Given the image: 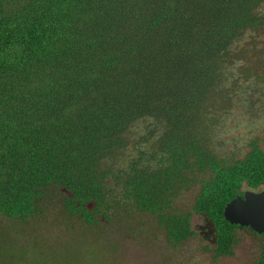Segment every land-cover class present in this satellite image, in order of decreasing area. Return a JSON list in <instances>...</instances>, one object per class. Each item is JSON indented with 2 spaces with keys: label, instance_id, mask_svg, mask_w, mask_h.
Returning <instances> with one entry per match:
<instances>
[{
  "label": "trees",
  "instance_id": "1",
  "mask_svg": "<svg viewBox=\"0 0 264 264\" xmlns=\"http://www.w3.org/2000/svg\"><path fill=\"white\" fill-rule=\"evenodd\" d=\"M261 1L0 0V218L41 213L53 186L85 224L123 202L153 216L168 246L201 235L215 258L231 256L244 227L222 209L262 190L264 151L251 142L241 158L222 159L204 116L228 47L262 23ZM153 121L162 131L150 153L117 168L133 126ZM147 127L142 142L153 137ZM191 184L189 209L174 208ZM256 235L252 264H264Z\"/></svg>",
  "mask_w": 264,
  "mask_h": 264
},
{
  "label": "rangeland",
  "instance_id": "2",
  "mask_svg": "<svg viewBox=\"0 0 264 264\" xmlns=\"http://www.w3.org/2000/svg\"><path fill=\"white\" fill-rule=\"evenodd\" d=\"M254 13L262 23L228 47L204 116L209 146L226 160L241 158L251 142L264 151V0ZM146 127L147 122L133 126L129 145L114 159L117 168L136 159L138 151L150 153L162 128L158 121L151 122L146 130L153 137L142 142L138 137ZM196 188H182L174 208L189 209ZM62 197L59 188L50 186L39 202L41 213L27 219L0 218V264H252L263 246L261 237L244 227L234 233L231 256L215 258L201 235L172 248L148 213L120 202L106 221L85 224L63 210ZM190 225L199 232L202 219L192 215Z\"/></svg>",
  "mask_w": 264,
  "mask_h": 264
},
{
  "label": "water",
  "instance_id": "3",
  "mask_svg": "<svg viewBox=\"0 0 264 264\" xmlns=\"http://www.w3.org/2000/svg\"><path fill=\"white\" fill-rule=\"evenodd\" d=\"M222 216L229 224L247 227L264 238V190L234 197L224 205Z\"/></svg>",
  "mask_w": 264,
  "mask_h": 264
}]
</instances>
